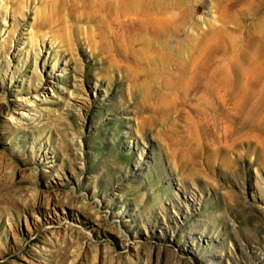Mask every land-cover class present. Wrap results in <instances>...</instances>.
I'll list each match as a JSON object with an SVG mask.
<instances>
[{"label": "rangeland", "instance_id": "374dc122", "mask_svg": "<svg viewBox=\"0 0 264 264\" xmlns=\"http://www.w3.org/2000/svg\"><path fill=\"white\" fill-rule=\"evenodd\" d=\"M122 1L0 0V264H264V0Z\"/></svg>", "mask_w": 264, "mask_h": 264}, {"label": "bare ground", "instance_id": "6f19581e", "mask_svg": "<svg viewBox=\"0 0 264 264\" xmlns=\"http://www.w3.org/2000/svg\"><path fill=\"white\" fill-rule=\"evenodd\" d=\"M115 2H116V4L118 3V5H119V3H121V2H123L122 0H115ZM113 3V2H112ZM138 3V0H133V2H132V4H131V7H132V9H133V11H134V13L136 12H138L139 10H138V8L136 7V4ZM123 7V6H122ZM130 9V8H129ZM120 10H122V9H120ZM119 12V11H118ZM140 12H142V11H140ZM121 13V12H120ZM131 13H132V11H131ZM135 13V14H136ZM134 14V15H135ZM255 51V50H254ZM251 63V64H250ZM249 63V65H247V66H245V67H242L241 69H240V71H242V72H244V76H245V74H253L252 72L255 70V68H257V66H256V63H253V62H250ZM237 68V67H236ZM218 69H220V68H218ZM222 69V68H221ZM254 69V70H253ZM239 70V69H238ZM238 70H235V71H238ZM257 70V69H256ZM247 71V72H246ZM259 71V70H258ZM219 73V72H218ZM239 74V73H238ZM239 76V75H238ZM243 76V75H242ZM250 76H252V75H250ZM237 77V76H236ZM256 77V76H255ZM238 78V79H237ZM237 78H233V79H231V86L233 87V88H235V90L237 89V92H240L239 90L240 89H242V87L243 86H245L244 84H246L248 81H245V80H247V79H245V80H241V78H239V77H237ZM208 79V78H207ZM182 80H184V79H182ZM255 80V79H254ZM228 81V80H227ZM250 81V80H249ZM206 82V85H205V88L207 89V87H209L210 86V84H211V82H212V80H206L205 81ZM229 85H230V83H228ZM212 85V84H211ZM247 86H249V84L247 85ZM210 88V87H209ZM244 88V87H243ZM245 89V88H244ZM251 90V89H250ZM253 90V89H252ZM245 91V90H244ZM254 91V90H253ZM246 92V91H245ZM250 92V91H249ZM241 93H243V92H241ZM248 93V92H247ZM232 96H233V94H232ZM236 98V97H235ZM262 98V97H261ZM223 99V98H222ZM238 101V100H237ZM240 101V100H239ZM222 111V110H221ZM216 114V113H215ZM11 115V114H10ZM213 116V115H212Z\"/></svg>", "mask_w": 264, "mask_h": 264}]
</instances>
